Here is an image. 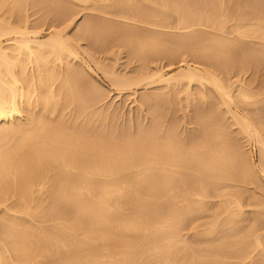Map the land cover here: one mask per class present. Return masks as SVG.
I'll return each mask as SVG.
<instances>
[{"label": "bare ground", "instance_id": "1", "mask_svg": "<svg viewBox=\"0 0 264 264\" xmlns=\"http://www.w3.org/2000/svg\"><path fill=\"white\" fill-rule=\"evenodd\" d=\"M0 12V264H264V0H0ZM116 44L126 62L103 63ZM104 86L143 116L115 122L118 108H97ZM196 99L197 127L180 133L175 112ZM227 115L257 160L227 140ZM221 182L261 185L246 192L254 210ZM213 190L216 211L183 239Z\"/></svg>", "mask_w": 264, "mask_h": 264}, {"label": "rangeland", "instance_id": "2", "mask_svg": "<svg viewBox=\"0 0 264 264\" xmlns=\"http://www.w3.org/2000/svg\"><path fill=\"white\" fill-rule=\"evenodd\" d=\"M82 11V10H81ZM80 11V12H81ZM89 11V10H88ZM80 12H79V14L77 15V18L76 19H74L73 20V22H72V24L73 25H78L77 23H81L80 21H81V19L83 20L84 18H85V16L87 15V14H90V13H92L93 11H89V13H87V11L86 10H83V12H81V14H80ZM86 15H85V14ZM0 14H1V12H0ZM81 16V17H80ZM74 21H76L75 23H74ZM71 24V25H72ZM230 23H228L227 25H229ZM72 25V26H73ZM72 26H70V27H72ZM68 30V32H70L71 31V29H70V31H69V28L67 29ZM181 31V30H180ZM186 31V30H185ZM184 30H183V32H185ZM84 42V41H83ZM83 42L81 43V44H83ZM117 45V46H116ZM116 45H114L113 47H111L112 49V52H111V55L108 53V52H106V53H108V54H106V53H100L101 54V57H100V60L104 63V61H105V59L106 58H108V57H111V58H108L109 59V61L108 62H110L111 60L112 61H115V64H117L118 66L123 62V63H125L126 62V55H127V53H126V47L124 48L123 46H121V45H119V44H116ZM121 47H119V46ZM115 46H116V48H115ZM117 48H118V50H117ZM122 49H123V51H122ZM121 51V52H120ZM124 52H125V54H124ZM100 54H99V56H100ZM106 55L105 56V59H104V56L103 55ZM109 55V56H108ZM114 56V57H113ZM103 57V59H101ZM116 57L118 58L117 59V61H119V62H117L116 61ZM122 57V58H121ZM189 57V56H188ZM188 57H186L185 56V58H187V59H191L190 57L188 58ZM125 60V61H124ZM112 61H111V63H112ZM107 62V63H108ZM106 63V62H105ZM114 63V62H113ZM80 64H82V63H80L79 61H78V63L77 62H75V65H80ZM114 64V65H115ZM177 64L175 63V64H173L172 65V67H174V66H176ZM83 67V68H85V70L87 69V67L84 65V64H82V65H80V67ZM117 67V66H116ZM97 71V70H96ZM239 72H241L240 73V75L238 76V77H241V80H242V78L243 79H245L246 78V80L248 79V75H249V78H251L252 77V75L250 76V74H249V71H248V73L246 74V73H243L242 74V72L243 71H239ZM100 73V74H99ZM235 73V72H234ZM97 74L100 76V77H102V79H104L103 78V75L101 76V72H99V71H97ZM232 77H231V76ZM229 76L227 75L226 77H225V80H226V78L228 79V80H226L227 81V83H229L230 82V80H232V81H234V80H236L237 79V77L235 76V74H230ZM232 78V79H231ZM258 78V79H257ZM256 79L257 80H260L262 77L259 75L258 77H257ZM260 78V79H259ZM98 79V78H97ZM234 79V80H233ZM254 84H252L253 86L254 85H256L257 83H258V81L256 82H253ZM228 85V84H227ZM235 86L237 85V84H234ZM233 85V86H234ZM234 86V87H235ZM105 87V86H104ZM107 87V86H106ZM105 87V89L106 90H108L107 92H106V95L107 96H105V99L103 98V100L102 101H100V102H102V103H99V104H97V108H101V109H103L106 113H108V114H111V113H113L114 111H116L117 110V108H118V113H117V118L115 119V122H117L118 124H122V122H124V123H127L129 120L130 121H136L137 119H138V117H140V116H143V115H141L142 114V112H139V113H137V111H136V109H132V108H135L136 106H134V105H136V103H134L133 102V99L131 98V97H133V96H129L128 95V93L126 92V93H123V95H118L117 94V92L116 91H111V92H109V88L107 87L106 88ZM210 86H206V90H207V88H209ZM234 87L232 88L233 90H234V94L236 93L235 91H237V90H235L234 89ZM210 89V91H212L213 89L210 87L209 88ZM208 89V90H209ZM237 89V88H236ZM142 91L143 89H138V91L137 92H140V91ZM208 90H207V92H208ZM109 93V94H108ZM141 93V92H140ZM140 93H137V94H140ZM127 95V96H126ZM120 96V97H119ZM122 96V97H121ZM181 96H182V94H181ZM127 97V98H126ZM184 99V98H183ZM198 100V101H197ZM201 99H196V100H194V102L193 103H191L192 104V106L191 105H189L190 107H187V110L186 111H176L175 112V114H177V116H178V118L180 117V122H182V124L181 123H179L180 125L176 128L177 129V131H179L180 133H182V132H184V130H185V127H184V125L186 126V129H188L189 127H191L189 130H186L187 132L188 131H191V129H193V128H195V127H197V125L196 124H194V123H192V122H190L191 120H192V116L190 117V115H192V112L191 111H193V109H194V105L195 104H203V99L200 101ZM131 102H133V103H131ZM109 107H108V106ZM105 106H106V108H105ZM177 107V106H176ZM110 108V109H109ZM172 108V107H171ZM189 108H190V110H189ZM191 108H193V109H191ZM120 109V110H119ZM167 110V109H166ZM136 111V112H135ZM188 111V112H187ZM111 112V113H110ZM117 112V111H116ZM184 112V113H183ZM243 112V111H242ZM121 113V114H120ZM125 113V114H124ZM187 113H189V114H187ZM191 113V114H190ZM137 114V115H136ZM140 114V115H139ZM144 114V113H143ZM187 114V116H185ZM181 115H182V120H181ZM260 116H259V118H255V121L258 123L260 120H263V114L262 113H260L259 114ZM134 116V117H133ZM138 116V117H137ZM186 117V118H185ZM120 118V119H119ZM189 118H190V120H189ZM224 118L227 120H224V123L226 122V124H225V127H224V131L226 132V133H224L226 136V138H227V140H229L231 137V140H233L234 139V141H240V143H239V145L241 146V144H243L241 147H242V149L243 150H245V151H247V150H249V152H250V155H251V153L253 152V153H255L254 154V159L255 160H257L256 158H258V156L256 155V154H258V153H256V152H258L256 149H253V147L248 143V141L246 140V138L244 137V134H243V132L241 133V132H239V126L238 125H236L235 123H233V121H232V119H230V118H228V115L225 117L224 116ZM118 119V120H117ZM128 121H127V120ZM133 119V120H132ZM125 120V121H124ZM230 122H229V121ZM127 121V122H126ZM146 121V119L144 120V122ZM183 121H184V123H183ZM187 122H190V123H187ZM255 122V124H256V126L258 127V124ZM230 123H232V125L230 124ZM187 124H189V125H187ZM192 124V125H191ZM183 126V127H182ZM188 126V127H187ZM228 126V127H227ZM180 127V128H179ZM181 127L182 128H184V130L183 129H181ZM193 127V128H192ZM259 127H261L260 125H259ZM258 127V129L260 130V133H261V136H263L264 134V130H263V128H259ZM179 129H181V130H179ZM231 129V130H230ZM183 130V131H182ZM233 130H234V132H233ZM263 130V131H262ZM186 131L184 132V133H186ZM228 132H230V133H228ZM227 133H228V135H227ZM235 134H237L236 135V139H235ZM241 136H240V135ZM263 134V135H262ZM231 135V136H230ZM233 135V136H232ZM229 136V137H228ZM240 137H242V138H240ZM264 137V136H263ZM231 140H229V141H231ZM247 143V144H246ZM248 146H249V148H248ZM252 150V151H251ZM248 152V151H247ZM256 156V157H255ZM257 162V161H256ZM260 182V181H259ZM222 183H224V182H221V184H219L218 186V189H220V190H222V191H229V190H233V189H235V187L236 186H238V185H240V186H238V187H236L237 189L240 187V190L241 191H243L244 189H246L245 190V193L247 192L249 195L251 194V193H254V192H259V187L261 186V185H259V186H254L253 184H250V186H248L249 184L248 183H246L247 185H245V184H242V183H235L232 187H227V188H224V186L226 187V185L224 184H222ZM261 184H262V188L263 189H261V187H260V189H261V191H260V193H263L262 195L264 196V187H263V185H264V183H262L261 182ZM253 186V187H252ZM234 187V188H233ZM257 187V188H256ZM253 190H252V189ZM252 190L253 192H251V191H249V190ZM236 190V189H235ZM249 192H248V191ZM213 191H215V190H213ZM213 191H211V193H210V195H208V196H210V197H208V198H206V197H204L205 199H203V202H205L204 203V206H203V208H204V210H203V208L201 209V208H196V211H195V208L192 210V211H190L188 214L187 213H185L184 214V216L185 217H187V218H185L184 217V229H182L181 230V237L183 238V239H186V240H196L194 237H193V232H192V227L194 226V223L196 224V223H198V224H201L202 223V221L203 222H206L207 221V219L209 220V218H210V216H209V214L210 213H212V212H214V211H216V209H217V207H218V205H216V204H218L219 203V199L218 198H220V197H218V196H215V195H217V194H215L216 193V191L215 192H213ZM263 191V192H262ZM257 192V194L256 195H259L260 193H258ZM213 193V194H212ZM244 193V191L242 192V196H244L243 197V199L245 198V200H246V202H244L245 200H243V207H242V211H243V213L246 215V214H250L251 213V211H252V209L254 210V205H253V203H252V201H250V202H248L249 200H248V198H246V197H248V194L246 193L245 194ZM216 197H218L217 199H216ZM212 198V199H211ZM232 198V197H231ZM208 199V200H207ZM220 199H222V198H220ZM216 200H218L217 202H216ZM208 203V204H207ZM247 203V204H246ZM212 205V206H211ZM248 205V206H247ZM253 205V206H252ZM217 206V207H216ZM247 206V207H246ZM252 208V209H251ZM199 210V211H198ZM213 210V211H212ZM247 210V211H246ZM250 211V212H249ZM205 212V213H204ZM206 216V217H205ZM207 216H208V218H207ZM191 217V218H190ZM195 220H197V222L195 221ZM200 223H199V222ZM187 223V224H186ZM190 224V225H189ZM193 225V226H192ZM191 228H190V227ZM201 227V226H200ZM204 227V226H203ZM184 236V237H183ZM191 239H190V238Z\"/></svg>", "mask_w": 264, "mask_h": 264}]
</instances>
